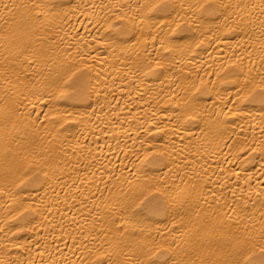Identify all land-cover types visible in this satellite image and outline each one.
<instances>
[{"label":"bare ground","instance_id":"1","mask_svg":"<svg viewBox=\"0 0 264 264\" xmlns=\"http://www.w3.org/2000/svg\"><path fill=\"white\" fill-rule=\"evenodd\" d=\"M0 264H264V0H0Z\"/></svg>","mask_w":264,"mask_h":264}]
</instances>
